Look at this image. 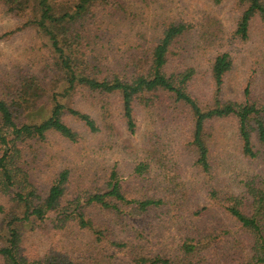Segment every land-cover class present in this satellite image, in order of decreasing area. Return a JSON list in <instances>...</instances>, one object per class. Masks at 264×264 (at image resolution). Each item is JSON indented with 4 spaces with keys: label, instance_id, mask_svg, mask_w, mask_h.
<instances>
[{
    "label": "trees",
    "instance_id": "16d2710c",
    "mask_svg": "<svg viewBox=\"0 0 264 264\" xmlns=\"http://www.w3.org/2000/svg\"><path fill=\"white\" fill-rule=\"evenodd\" d=\"M239 5L233 35L246 42L256 18L264 25V0ZM0 7L16 20L1 39L31 33L43 51L0 71V264H201L218 242L233 252L231 264H264V83L247 87L242 100L227 98L234 60L218 48L201 77L212 88L197 96L195 26L152 11L150 0H0ZM219 39L204 41L213 49ZM140 109L158 115L162 133L177 135L169 154L152 138L133 168L138 182H125L118 165L87 186L73 181L71 169L48 184L37 179L41 146L51 136L81 143L71 122L115 142L119 124L137 133ZM116 111L119 122L112 121ZM229 121L236 154L217 128ZM51 212L60 215L58 229L74 221L90 233L87 261L59 244L43 252L27 245L24 231L37 235ZM150 214L159 215L163 234L127 225Z\"/></svg>",
    "mask_w": 264,
    "mask_h": 264
},
{
    "label": "rangeland",
    "instance_id": "374dc122",
    "mask_svg": "<svg viewBox=\"0 0 264 264\" xmlns=\"http://www.w3.org/2000/svg\"><path fill=\"white\" fill-rule=\"evenodd\" d=\"M150 8L152 11L169 16H180L194 24V35L198 38L195 43L198 47L201 46V50L196 51V59L193 61L199 71L198 80L193 86L197 96L207 95L212 88L208 77H201L207 75L211 59L217 53L218 48L231 52L234 60V68L228 75L224 87L227 98L242 100L247 87L254 88L256 85L264 83V25L260 18H256L252 23L248 41L242 42L234 39L233 33L242 10L239 0H224L220 5L214 4L213 0H150ZM15 25L16 20L3 12L0 7V71L15 65L27 64L31 60L39 58L43 53L42 45L31 33L1 39V36L12 30ZM212 34L220 37L219 47L209 49L207 46L210 44ZM204 40L209 41L205 42ZM35 45H38L40 49L38 50L37 47L34 51L32 47ZM85 110L91 112L98 123L105 124L102 117L90 106L85 107ZM117 116L118 112L116 111L112 121ZM157 118L156 113L140 109L136 118L137 133L131 135L124 125L119 124L115 142L113 139L109 140L107 132L92 135L86 132L80 124L71 122L73 127L83 135L81 143L73 144L57 135L51 136L41 146L38 171L36 172L37 179L40 183L48 184L60 171L71 169L73 181L81 180V186H87L98 171L103 172L113 165H118L120 176L125 182H130V184L138 182L135 180L136 176L133 175V168L135 163L141 161L146 155L145 149L149 144H152V138L154 142L159 139L161 144L168 146L167 154L170 153V149L175 148L176 132L173 131L168 135L162 133L160 125L157 124ZM116 121L119 122L117 119ZM217 128L218 130H220L219 128L223 129L221 132L224 136L223 144L226 150L236 154L237 144L233 136L236 131L235 122L218 124ZM1 203H4L2 197H0ZM205 204L206 202L202 200L200 206L203 207ZM156 216L159 215L150 214L140 218H128L127 225L142 230L145 234H163L159 229L160 220ZM59 217L58 213L51 212L46 227L35 233L37 235H31L29 230H25L24 234H28L26 235L27 245L43 252L54 243L59 244L65 246L75 258L87 261L85 254L88 252L90 240L88 234L90 233L79 229L78 224L74 221L68 223L64 229H58ZM95 220L101 221L97 216H95ZM197 223L198 225L203 224V220H200V223L197 221ZM205 223L210 225L209 220ZM173 232L174 228L171 226L169 233L173 234ZM169 233L167 232V234ZM232 254L233 252H229V247L223 243L220 245L218 242L211 251L205 254V262L201 264H231ZM116 260L118 262L126 261L124 255H117Z\"/></svg>",
    "mask_w": 264,
    "mask_h": 264
}]
</instances>
